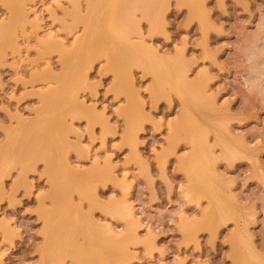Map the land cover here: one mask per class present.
<instances>
[{"label": "snow or ice", "instance_id": "1", "mask_svg": "<svg viewBox=\"0 0 264 264\" xmlns=\"http://www.w3.org/2000/svg\"><path fill=\"white\" fill-rule=\"evenodd\" d=\"M21 7L27 9V13L18 23L14 10ZM92 7L91 3H85L84 0L79 4L68 0H34L26 5L0 0V29L13 35L24 46L31 45L37 52L57 45L64 49L74 48L87 30L86 22H82L88 15L86 9ZM130 7L136 8L137 12L128 21V38L137 48L153 53L156 57L166 56L173 61L179 67L180 77L185 83L200 84V75L206 71L219 72L212 60L205 58V49L198 43L204 39L202 17L197 21L195 41L190 39L193 35L189 31L193 22L192 5L182 0H155L153 3ZM195 7L202 10L204 15L210 14L212 20L224 26L223 34L209 33V36L214 34L219 38L215 42L209 40L210 48L218 44L228 45L235 40V34L229 33L238 21L247 22L249 29H255L258 22L264 24V0H205ZM73 9L78 10L79 20L70 15ZM141 9H151L152 12L142 14ZM168 49L171 51H166ZM225 49L226 53L233 50L231 47ZM225 58L219 57L220 60ZM106 63L105 58L96 62L95 67L100 71L97 73L93 70L96 79L91 82L92 95L88 97L85 93L83 105L86 110L102 115L108 127L100 124L93 129L91 118L82 117L81 129L86 130L81 132L75 129L70 132L65 139L63 152L71 157L72 167L75 168L84 164L95 169L96 162L103 157L108 164L105 171L113 179L97 183L91 191V198L87 200L83 194L73 192L77 214L92 217L107 237L122 245L129 259L121 264H164L153 253L158 252L162 257L167 245H154L152 228L144 214L145 208L151 207L150 203L144 204V193L152 188L154 181H164L168 185L170 199L171 193L178 191L181 197L178 204L189 202L200 209L202 215L191 217L193 221L211 225L199 229L207 236L209 252L221 238L225 245H235L239 238L246 255L259 256V264H264V108L255 113H245L244 116H239L237 109L225 121L232 125V129L224 134L223 140L220 128L199 126L203 162L211 171L216 187L227 193L223 202L213 209L209 198L201 194L199 186L192 185L190 180L176 184L168 179L173 173L184 172L183 162L195 151L192 139L184 138V133L174 127L175 121L179 119L178 114L173 115L175 104L178 101L182 103L183 97L174 88L157 87L155 73L135 63L124 69L121 77L123 83L117 86L116 73L108 72ZM217 84L224 85V94L216 101L218 107L228 105L233 99L236 100L233 108L242 103V97L234 94L233 86L225 85L224 75H220L212 87L215 88ZM130 97H135V112L139 114L135 124L133 119L125 115L130 107ZM6 99L16 100V96L13 94ZM15 107L17 112L13 113L11 107L0 106V114L3 115L0 136L10 130L9 122L15 127L19 104ZM133 124L135 131L131 142H128L124 137ZM237 126H242L240 131H236ZM149 132L151 135H148ZM241 139L243 147L236 144ZM142 145L145 147L141 151ZM173 164L176 166L172 167ZM245 165V171H233ZM24 171L21 165H7L0 172V185L5 191L11 185L13 197L18 194L16 190L19 187L22 195L34 198L38 206H54L47 162L33 161L27 169V176H22ZM137 181L141 188L139 193L133 191ZM105 187L108 191H100ZM109 192L113 193L111 197ZM137 204L141 205L138 210ZM8 206L12 207L11 204ZM27 211L33 212L34 209L29 208ZM176 214L183 217L182 208ZM170 222L175 224V219ZM25 229L31 231L28 254L13 261L10 249L14 245L11 240L2 241L0 264H97L86 259L85 249L70 237L58 234L50 241L47 220L39 212L37 223L22 226L21 233ZM156 231L159 233V228ZM134 245L138 250L134 251ZM173 264L183 262L177 258ZM196 264H251V261H238L232 254L225 253L223 259L208 258Z\"/></svg>", "mask_w": 264, "mask_h": 264}, {"label": "rangeland", "instance_id": "2", "mask_svg": "<svg viewBox=\"0 0 264 264\" xmlns=\"http://www.w3.org/2000/svg\"><path fill=\"white\" fill-rule=\"evenodd\" d=\"M77 1L81 2V0ZM184 1L193 6V22L189 28V31H191L193 35L190 39L195 41L197 21L202 17L204 39L198 43L202 44L205 49V58L211 59L213 65L219 68V72H211L209 70L200 75V81L207 84V90L210 92L209 95L212 98V106L200 109L199 106L194 107L190 100H188V105L190 107L191 114H195L203 124L207 119H211L217 123L219 122L224 128L222 132L225 134L232 129V125L225 123V121L236 113L237 109L239 110L238 115L244 116L245 113H255L259 109L264 108V24L258 22L255 29H249L247 22L238 21L232 26L229 33L235 34V40L231 41L228 45L218 44L217 47L210 48L208 47L209 40L215 42L218 41L219 38L214 34L209 36V33L216 32L218 34H223V24H218L215 20H212L210 14L204 15L202 10H198V12L196 11L195 5H197V3L203 4L205 0H198V2L197 0H194L191 2L192 4H190L191 0H182V2ZM9 2L26 5L33 3L34 0H9ZM73 11L74 9L70 12V15H72ZM26 13L27 9L23 7L15 9L14 15L16 17V21L18 23L21 22ZM168 15L172 16V13H169ZM113 18L104 16L102 22H104V24H114L117 20H114ZM172 18L175 19V16H172ZM220 18L223 19V17ZM112 33V30L105 27L103 29V33L98 35V38L107 40L106 43L110 44L113 38ZM89 37L94 38L92 35ZM21 38H23V32H21ZM12 40L17 46H15V48H19L18 50L12 49L13 47H11L10 43ZM189 47H191V45H189ZM225 47H231L233 50L226 53ZM21 49H23V51ZM92 49L88 47L85 48L83 50L84 53L81 54L76 65L79 75L81 73L87 77L85 84L81 85V83H78L76 87L78 99L83 108L85 93L87 92L88 97L92 95L91 82L96 79V76H94L92 72L93 70L97 73L100 71L95 67L96 62H98L101 58L106 59V56L102 51L97 54L96 58H93ZM65 50L72 51L73 48L70 47ZM122 51L123 50L121 49L118 52L117 49L116 53L118 52V54H120ZM166 51L170 52L171 50L168 49ZM64 52L63 48H60L58 45L46 47L37 52L31 45L24 46L19 40H16L13 35L6 34L3 29H0V106L11 107L13 113H16L17 109L15 105L19 104V114L16 116L15 127H12L11 122H9L10 130L6 133V135L0 136V149L4 150L8 148L9 135L14 131L20 130L22 122L27 124L29 123L30 125L32 124V126L33 123H35L36 125L34 124V126L41 127L42 124L36 123L39 119V110L42 106L41 94L44 91H48L49 88L55 85V81L50 79L48 71L52 69L50 71L51 73L62 74L63 69L60 64V58ZM57 53L59 54L58 56ZM119 56L121 57V55ZM221 56H226L227 58L220 60L219 57ZM159 58L163 59L167 57L165 56ZM130 64H133L132 60L131 62L128 61V65ZM155 65L156 66L146 64L140 66H143L146 70L155 73V83L157 87L161 89H173L165 84L166 71L164 67H162L163 65ZM105 67L108 72H113V70L109 67L108 61ZM123 72L124 70L120 73V77H122ZM38 74L41 75L40 79H38ZM220 75H224L225 85L233 86L234 94L238 97H242V103L237 104L236 108L232 107L233 104H236L235 99L231 100L229 104L224 107L217 106V99L224 94V85L221 86L217 84V86L213 88L212 84L215 83V80L219 79ZM35 76H37L36 81L33 80V78L35 79ZM116 77L118 78L119 76L116 75ZM105 79H107V75L105 76ZM13 94H15L16 100L6 99L7 97H11ZM179 96L181 95L179 94ZM100 99L103 100V97H100ZM90 102L91 101L89 100V103ZM221 104H223V101H221ZM184 109L185 106L182 105L181 102L178 101L175 104V113L173 115L175 116L178 114L179 119L175 121L174 126L179 125L184 119ZM132 110L133 105L130 100V107L128 111L125 112V115H130ZM82 117L91 118L93 129L100 124H104L106 128L108 127L107 124H105L104 117L98 113L90 112L85 108L81 112H69L64 110L60 120L66 136L70 132H74L75 129H80L81 132L86 130L81 129ZM138 119L139 118H137L136 121H138ZM2 120L3 115L0 114V121ZM2 127L3 126L0 125V128ZM241 127L242 126H237L236 131H240ZM148 135H151V133L149 132ZM184 138L188 139V136L184 135ZM222 138L224 139V135ZM236 144L243 147V140L241 139L236 141ZM18 147L25 148V146ZM144 147L145 146L143 145L141 146V151ZM52 151L53 150L50 147L46 148L44 153ZM66 157L71 169L73 170L71 171V174L73 175L74 183L73 185L67 183L70 187L69 193L71 197L72 193L76 192L78 194H83L86 200L90 199L91 191L97 183L113 179V177L105 171L108 168V164L104 161L103 157L96 162V167H100L105 174L98 178L91 176V172L93 170L91 166L81 164L79 168L72 167L73 161L71 157L67 155ZM18 158H20L18 151L11 153L8 156V160L10 161L9 165L12 167H16L17 165L23 166L25 171L22 173V176H27V169L31 164L22 165L19 162H12ZM175 166V164L172 165V167ZM148 167L150 168L151 165H148ZM246 169L247 165H245L244 168L234 169L233 171L243 172ZM168 179L172 180L173 183L178 184L188 181L189 176L187 171L184 170L183 173L177 172L169 175ZM0 191V242L11 240L14 247L10 249V258L14 261L18 257L27 255L28 250L31 247L29 244L31 231L29 229H25L24 232L21 233L22 226L35 225L37 223V213L39 212L42 215L43 208L51 209L52 207L38 206V203L34 198L23 196L21 188L19 187L16 190L18 194L14 197L11 194V185L8 186V191H5L1 185ZM100 191L106 192L108 189L105 187L101 188ZM133 191L136 193L141 191L138 181L136 186L133 188ZM220 192L223 195V198L221 199V202H223L227 193L221 190ZM112 194L113 193L109 192V197H111ZM153 196H155V199H153ZM180 200L181 197L178 191H173L171 193V199L169 198L168 185L164 181H154L152 188L148 192L144 193V204H151L150 208H145L144 214L148 217L147 222L152 228L151 235L153 237V243L156 247H163L165 244L167 245L162 257L158 252L153 253L157 259H162L164 264H173L174 261H177V258H179V261H182L183 264H189V262H191V264H196L197 261H203L208 258L223 259L225 253H230L238 261L245 260L251 261V264H259L260 257L247 256L239 238L235 241V244L238 246L237 249L234 245H225L223 243V239L221 238L220 241L213 244V250L209 252L207 236L199 229L202 227H210L211 225L204 223L203 221L200 223L193 221L191 217L202 215L200 209L197 208L195 204L189 202H185L182 205L178 204L177 202ZM73 203L75 204L76 202ZM210 203L213 209H215L219 204L215 200H211ZM9 204H11L12 207H9ZM140 207L141 205H136L137 210ZM29 208L34 209V211L28 212L27 209ZM181 208L183 210V217L176 214ZM71 218L72 220H67L68 223H65L66 220L64 221V224H66V230L63 232V235L65 237H70L74 242L80 244L85 249L86 259L96 262L97 258L106 255V252L98 246V233L93 232V230L96 231L98 227L95 224L94 219L84 214L78 215L76 209L72 211ZM95 219L99 218L96 217ZM172 219H175V224L170 222ZM87 220L91 221V224H88ZM183 223L189 224L190 229L188 231L185 229L183 232L181 231ZM157 228L160 230L159 233L156 231ZM161 233H167V235H163ZM198 245L199 251L197 250ZM0 247H3L2 243H0ZM133 247L134 251L138 250L136 245ZM237 250L240 251V253H238ZM122 252L125 261H127L129 256L124 251ZM239 255H241L242 258ZM107 264H111V262L107 261Z\"/></svg>", "mask_w": 264, "mask_h": 264}, {"label": "bare ground", "instance_id": "3", "mask_svg": "<svg viewBox=\"0 0 264 264\" xmlns=\"http://www.w3.org/2000/svg\"><path fill=\"white\" fill-rule=\"evenodd\" d=\"M68 1L73 4L80 3L77 0ZM193 1L194 0H191L190 4H192L191 2ZM84 2L93 5L91 9H86L88 15L83 18L82 21L86 22L87 30L81 35L72 51H67L63 48L65 52L60 58V64L63 69L62 74H53L50 72L52 69L48 71L50 79L55 81V85L41 94L42 106L39 110V119L36 123L42 125L41 127L39 125V127H37L34 126L35 123H33L32 126V124L30 125L29 123L22 122L20 130L14 131L9 135L8 148L4 150L0 149V172H3L5 167L10 164L8 156L16 151L19 152L20 158L12 162L28 165L36 160L46 161L48 172L52 175L51 195L54 198V206H52L51 209L43 208L42 216L47 220L50 241L58 234H63L66 230L64 221L66 220L65 223H68L67 220H72L71 216L72 211L75 210V204L69 193L70 187L68 184L73 185L74 183L73 175L71 174L73 170L68 163L66 154L63 152V145L67 136L65 135L60 119L64 110L69 112H81L84 110L82 104L79 102L76 87L78 83H81V85L85 84L87 77L81 73L80 77L76 65L79 57L84 53L83 50L88 47L91 49L93 48V58H96L100 51L105 54L110 69L119 76L115 81L117 86L123 83L120 73L127 67L128 61L131 62L132 60L133 63L140 65H163L162 67H164L166 71L165 84L170 88H174L177 93L183 97L182 105L185 106L184 119L179 125L174 127L178 129V131L183 132L184 135H187L188 138H191L195 145V151L183 162L182 167L187 171L192 185L201 188L202 195H206L209 200H215L219 204L222 203L221 199L223 195L216 187V182L212 173L206 168L201 157V141L198 128L201 125H210L220 128L221 140H223L222 137L224 132H222V130L224 128L219 122L217 123L211 119H207L203 124L195 114H191L188 105V100H190L194 107L199 106L200 109L212 106V98L209 95L210 92L207 90V84L201 81L200 84L185 83L180 77L179 67L173 61L167 58L162 59L156 57L153 53L137 48L128 38V21L131 17L135 16L137 12V9L130 7V5L149 4L155 2V0H84ZM140 11L142 14H151L152 12L151 9H141ZM196 11L198 12L197 8ZM72 15L78 18V20L80 19L77 9H74ZM104 16L110 18L114 17L113 19L117 21L114 24H104V22H102ZM105 27L113 32V38L110 44L106 43L107 40L98 38V35L103 33ZM91 35L94 38L89 37ZM10 43L13 50L19 49L15 48L16 45L13 40ZM117 49L118 52L121 49L123 51L118 54V52L116 53ZM119 55H121V57ZM37 76L39 77L38 79L41 78V75L38 74ZM37 76H35V79L32 77L33 80L36 81ZM130 100L133 105V110L128 116L133 119L135 124L137 118H139V114L135 112V97H130ZM134 124L133 127H130L128 135L124 137L128 142L132 140L135 131ZM18 146H25V148ZM50 147L53 151L44 153V150ZM91 173V176L94 178H98L105 174L100 167H96ZM43 207H46V205ZM87 223L91 224V221L87 220ZM182 227L186 231L190 229L188 223H183ZM93 232L98 233V246L106 252V255L96 259L97 264H107V261L111 262V264H121V262L125 261L122 245L120 243L107 237L102 228L97 227V230H93ZM235 246L237 249L238 246L236 244L234 247ZM238 253H240V251H238ZM239 256L241 257V255Z\"/></svg>", "mask_w": 264, "mask_h": 264}]
</instances>
